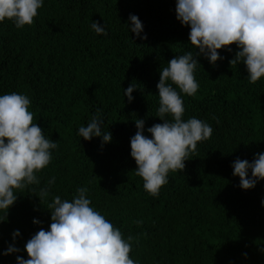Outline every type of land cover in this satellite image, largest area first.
<instances>
[{
	"label": "trees",
	"instance_id": "trees-1",
	"mask_svg": "<svg viewBox=\"0 0 264 264\" xmlns=\"http://www.w3.org/2000/svg\"><path fill=\"white\" fill-rule=\"evenodd\" d=\"M175 3L44 0L32 25L0 23V95H28L33 122L58 143L50 164L37 173L41 184L17 190L7 222H0V253L13 242L21 250L0 254V264H16L17 255L27 259L26 242L49 228L48 203L57 195L71 201L82 186L91 206L134 238L129 255L138 264H264V180L242 190L231 167L237 158L251 162L264 151V77L250 83L243 63L230 64L234 43L217 50L224 59L215 66L199 57L198 92L181 94L184 119L210 124L212 136L198 142L182 171L169 172L155 197L135 174L134 121L144 119L145 129L163 123L156 117L159 70L192 49ZM129 14L142 22L146 39L128 32ZM93 21L105 24L107 35H97ZM131 83L138 89L129 103L124 90ZM94 115L104 120L111 142L77 135ZM51 177L50 195L40 202L36 195ZM15 230L20 236L13 241Z\"/></svg>",
	"mask_w": 264,
	"mask_h": 264
},
{
	"label": "clouds",
	"instance_id": "clouds-1",
	"mask_svg": "<svg viewBox=\"0 0 264 264\" xmlns=\"http://www.w3.org/2000/svg\"><path fill=\"white\" fill-rule=\"evenodd\" d=\"M43 4L44 0H0V23L11 20L18 29L32 25ZM175 13L181 25L190 28L188 40L192 49L173 57L159 70L156 117L163 123L145 129V120L137 118L134 121L137 130L130 138V156L137 165L135 174L142 178L143 188L153 197L168 183L169 172L182 171L198 142L213 134L210 124L196 117L184 119L181 94L195 96L198 92L199 83L194 75L200 65L198 58L203 56L215 66L224 59L217 50L234 43L238 51L230 64L243 63L250 83L264 77V0H176ZM124 25L139 39L147 38L136 15L129 14ZM90 26L97 35H107L105 24L93 21ZM137 89L131 83L124 90L129 103ZM30 103L26 94L0 95V222H7V212L17 200V190L41 184L37 173L50 164L52 152L58 148L57 141L45 136L33 122ZM169 115L171 121L166 119ZM145 131L150 137L144 135ZM77 135L85 141L99 137L102 145L112 140L99 115L79 127ZM231 167L233 176L239 177L238 186L242 190L252 189L264 180V151L254 154L251 162L237 158ZM54 183L55 177H51L39 189L36 196L40 202L47 200ZM88 191L87 187L77 188L71 201L59 195L52 198L48 203L49 228H41L31 236L24 245L28 258L17 255L16 264H138L129 255L134 238H125L119 228L91 206ZM32 223L41 222L33 219ZM11 235L15 241L20 232L15 230ZM20 251L13 242L0 254Z\"/></svg>",
	"mask_w": 264,
	"mask_h": 264
}]
</instances>
